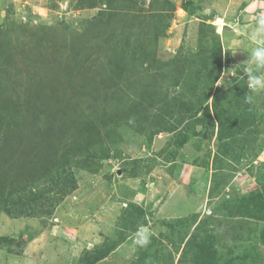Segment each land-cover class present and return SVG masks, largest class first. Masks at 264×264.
I'll use <instances>...</instances> for the list:
<instances>
[{
    "label": "rangeland",
    "instance_id": "1",
    "mask_svg": "<svg viewBox=\"0 0 264 264\" xmlns=\"http://www.w3.org/2000/svg\"><path fill=\"white\" fill-rule=\"evenodd\" d=\"M101 12L108 16L101 18ZM257 13H264V0H0V94L11 95L12 101L28 99L33 76L44 73L53 85L69 73L75 81L83 79V66L94 65L88 73L103 67L114 45L129 51V45L154 44L157 36L163 61L221 44L216 87L226 95L243 84L253 105L252 122L237 136L233 152L222 155L228 169L217 171L212 167L217 138L210 122L195 123L201 134L180 146L176 134L182 125L155 135L152 129L137 132L114 123V110L106 103L102 109L98 100L96 119H109L101 125L108 138L106 157L72 163L62 181L64 172H52L40 183L37 200L17 215L0 211V264H84L93 249L107 243L115 247L97 264H135L143 250L134 245L141 227L154 233V264H165L169 253L175 256L172 264H180L183 238L203 237L205 227L221 235L223 258L264 264V217L233 213L246 205L243 198L264 188V91L250 92L244 71L257 74L255 53L264 49V24ZM205 62L212 64V58ZM15 79L21 85L16 92L5 90ZM51 98L44 101L51 106L45 124L54 132L44 137L50 142L57 133L70 145L71 130L83 123L80 108L66 106L69 113L62 105L53 107L56 96ZM24 108L23 103L18 108L23 120L34 123L36 111ZM133 205L143 213L135 210L130 220L126 210Z\"/></svg>",
    "mask_w": 264,
    "mask_h": 264
},
{
    "label": "trees",
    "instance_id": "2",
    "mask_svg": "<svg viewBox=\"0 0 264 264\" xmlns=\"http://www.w3.org/2000/svg\"><path fill=\"white\" fill-rule=\"evenodd\" d=\"M105 15L100 13L101 18ZM152 41L154 44L129 45V51L124 49L123 44L114 45L105 59L106 65L97 67L93 73L87 70L94 65L87 62L83 66V79L75 81L69 73L60 84L53 85L44 73L33 76L26 100L18 98L13 102L11 95L6 98L4 93L0 94V211L17 215V210L37 200L41 193L40 183H45L52 172H64L60 177L62 181L72 163L77 164L86 157L94 161L100 156L106 157L108 138L102 134L101 125L106 127L109 119H96L100 109L97 107L98 100L104 104L102 109L105 110L107 104L108 110H114L115 120L111 117L114 123L124 122L137 132L147 133L152 129L151 133L155 135L164 130L176 131V127L182 125L176 134V143L180 146L189 141L191 135L201 134V130H195V123L210 122L211 133L217 138L213 156L215 169L223 162L222 155L233 152L232 144L237 136L252 122L253 112L250 110L253 105L247 99L243 84L230 87L226 95L216 87L222 73L221 44H213L211 50L201 46L189 55L181 54L163 61L157 55V36ZM3 56L0 52V58ZM208 56L212 58V64L205 62ZM17 81L15 79L13 85L4 89L16 92L15 86H21L16 85ZM36 88L40 89L39 94H34ZM53 96L57 99L53 107L62 105L66 109L70 105L80 108L83 123L77 124V128L73 126L70 145L61 143L57 133L56 139L53 137L50 142L44 137L46 132H54L45 124L46 114L51 108L44 103L47 98L54 99L51 98ZM22 103L24 109L33 107L36 111L34 123L27 124L23 120V109L18 110ZM82 104L91 110L90 114L81 108ZM241 202L246 205L239 204V207L233 208L236 215L264 217V188L250 193ZM135 210L138 215L143 213L140 207L131 206L126 210L130 220ZM204 231L203 237L190 234L185 237L186 240L183 238L180 264H244L223 258L218 252L221 235L212 228L205 227ZM114 247L107 243L93 249L84 264H97ZM149 247L150 244L138 252L135 264H154L157 256ZM165 257V264H172L175 260L170 253Z\"/></svg>",
    "mask_w": 264,
    "mask_h": 264
},
{
    "label": "clouds",
    "instance_id": "3",
    "mask_svg": "<svg viewBox=\"0 0 264 264\" xmlns=\"http://www.w3.org/2000/svg\"><path fill=\"white\" fill-rule=\"evenodd\" d=\"M261 17V23L264 24V13L259 15ZM256 56L260 59V64L257 68V74H253L249 69L245 68L244 71L248 76V89L250 92L264 91V49L257 50ZM248 101H251L252 97H247ZM131 122V121H130ZM154 233L148 227H141L135 234L134 245L144 248L151 243V237Z\"/></svg>",
    "mask_w": 264,
    "mask_h": 264
},
{
    "label": "crops",
    "instance_id": "4",
    "mask_svg": "<svg viewBox=\"0 0 264 264\" xmlns=\"http://www.w3.org/2000/svg\"><path fill=\"white\" fill-rule=\"evenodd\" d=\"M258 15L260 14V13H257ZM253 17H258V16H256L255 14H253ZM255 19H253V21H254ZM223 163V162H222ZM220 164V165H218L217 166V169H215V170H217V171H222V170H224V169H228L227 167H225L224 166V164ZM212 167L214 168V166H213V163H212ZM211 170V169H210ZM217 185H218V183H217Z\"/></svg>",
    "mask_w": 264,
    "mask_h": 264
}]
</instances>
